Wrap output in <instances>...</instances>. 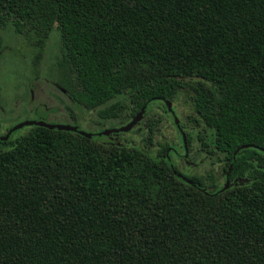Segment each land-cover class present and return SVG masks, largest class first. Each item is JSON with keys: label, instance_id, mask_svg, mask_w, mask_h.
I'll return each mask as SVG.
<instances>
[{"label": "trees", "instance_id": "obj_1", "mask_svg": "<svg viewBox=\"0 0 264 264\" xmlns=\"http://www.w3.org/2000/svg\"><path fill=\"white\" fill-rule=\"evenodd\" d=\"M0 28L34 65L55 32L54 83L100 119L185 92L229 181L167 143L23 127L0 145V264H264V0H0Z\"/></svg>", "mask_w": 264, "mask_h": 264}, {"label": "rangeland", "instance_id": "obj_2", "mask_svg": "<svg viewBox=\"0 0 264 264\" xmlns=\"http://www.w3.org/2000/svg\"><path fill=\"white\" fill-rule=\"evenodd\" d=\"M56 45L57 35L52 32L43 45L38 63L34 65L32 58L37 48L32 41L11 30L0 28V115H3L8 123L43 121L49 124L75 126L80 131L90 133L93 138L100 137L101 140L111 143L147 148L153 153L160 145L167 143L169 149L165 151V156L180 172L188 176H201L205 182H208L206 176L209 174L213 176L216 184H224L222 166L214 155L203 157V154H194L192 160L196 165L190 168L184 165L180 158L185 154L181 136L177 135L178 130L171 121V114L168 111L164 112L159 104H154L146 116L140 118L130 130L107 135L106 139H103L104 135L98 136L101 131L117 128L121 124L117 119H100L96 109L74 108L68 97L53 84ZM118 99L123 102V98ZM124 101L126 103V99ZM36 103H41L48 109L54 107L56 112L48 113V110L35 105L32 112L24 114L29 106L32 107ZM171 105L179 126L182 123L187 129H194L192 136L197 131L204 134V137L209 135L207 128L202 125L196 126L193 121L195 115L185 92L181 93L176 101H171ZM69 112L81 120L72 121L66 116ZM149 120L155 122L151 132L145 125Z\"/></svg>", "mask_w": 264, "mask_h": 264}, {"label": "flooded vegetation", "instance_id": "obj_3", "mask_svg": "<svg viewBox=\"0 0 264 264\" xmlns=\"http://www.w3.org/2000/svg\"><path fill=\"white\" fill-rule=\"evenodd\" d=\"M53 84L66 95L65 91L62 88H60L54 82H53ZM68 99H69V97H68ZM70 103L74 108H81L80 106L76 107L72 103L71 100H70ZM35 105H39L42 109L48 110L47 111L48 113H55L56 112V108H54V107L48 109V108H45L44 105H42L41 103H36L32 107L29 106V108L27 110H25L24 114L28 113V112H32L35 108ZM66 116L69 117L72 121H78L77 119L81 120L80 117L72 114L71 112H69ZM16 123H17V121H15L13 123H8V121L5 119V117L3 115H0V145L4 144L6 142V140H8V138L15 131H17L23 127L29 126V125H25V126H22L18 129L11 130V128L14 125H16ZM183 133H185V132L183 131ZM112 134L113 133H111V135ZM202 137L199 136L198 131L195 133L194 136H190L189 141L187 142V153H186L187 155L186 156H184V155L180 156V158L183 161V163L185 164V166H188L190 168V167H193L196 165V162H194L192 160V156L194 154H203V157H206V154H217L215 151L211 150V146L208 143H206Z\"/></svg>", "mask_w": 264, "mask_h": 264}, {"label": "water", "instance_id": "obj_4", "mask_svg": "<svg viewBox=\"0 0 264 264\" xmlns=\"http://www.w3.org/2000/svg\"><path fill=\"white\" fill-rule=\"evenodd\" d=\"M162 103L163 105L165 106V109L171 114L172 116V120H173V123L176 127V129L178 130L180 136H181V141H182V145L184 147V152L186 155V145H185V137H184V134L179 126V123H178V120L176 118V116L174 115V111L172 109V105H171V102L167 99H162ZM144 105L139 109L138 112H136L134 114L133 117H131L126 123L120 125L119 127L117 128H114V129H107V130H103L101 131L98 135H108L110 133H118V132H126L128 130L131 129V127L133 125H135V123L137 121H139L140 118H142V115H143V111H144ZM25 125H38V126H43V127H46V128H49V129H52V128H55V129H58V130H66V131H75L87 138H90L92 135L90 133H86L84 131H80L78 130L75 126H70V125H64V124H49V123H46V122H43V121H22L20 123H17L16 125H14L11 130H15V129H18L22 126H25ZM243 147H247L246 145L242 146L241 148ZM235 153V152H234ZM183 179H185L184 177H182ZM229 184V181L227 179V175L225 176V181H224V184L222 186V188H226Z\"/></svg>", "mask_w": 264, "mask_h": 264}]
</instances>
